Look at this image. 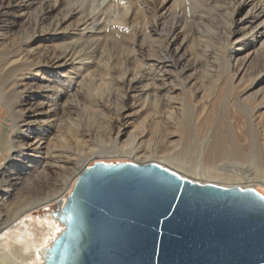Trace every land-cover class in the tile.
<instances>
[{"label":"bare ground","instance_id":"1","mask_svg":"<svg viewBox=\"0 0 264 264\" xmlns=\"http://www.w3.org/2000/svg\"><path fill=\"white\" fill-rule=\"evenodd\" d=\"M85 1L87 12L82 11L81 6L84 4L81 2L79 8L72 7L62 17L51 20L50 15L63 6L65 0H0V29L4 26L13 28V12L21 13L30 6L39 4L38 16L35 15L37 18H34L36 21L33 25L36 30H42L36 33L38 36L30 38V48L48 41L57 34L56 31L62 30L66 34L73 23L66 26L64 24L76 16L72 27L76 32L72 34L73 40L70 38L69 43L66 42L60 49H41L35 54H20L14 50L4 57L3 61L0 59V104L5 105L8 110V117L0 127V153H7L6 166L0 173V224L11 227L0 237V264H40L42 248L56 236L61 226L50 216L45 217L44 224L49 227L50 233L46 232L41 237L45 227L41 228V233H36L20 216L60 197L90 158L122 155L143 163L159 155L150 151L145 154L146 150L140 149L145 142L144 129L138 132L129 130L124 111L128 109L127 103L131 99L134 107L139 103L146 107L150 103L148 105H151V108L147 113L149 118L152 116L151 122H154V126L160 124L161 115H165V121L172 123L174 129L179 132V138L175 142L177 151L173 154L163 153L161 156V161L168 163L170 168L173 167L175 171L183 169L191 173V176L194 175V179L202 178L221 185L224 183V186L249 183L264 187V144L260 153L253 143L250 146L248 144V147L245 140L241 142L242 137H236L239 134L231 137L225 133L227 130L224 127L217 129L214 120L208 121L207 130L200 138L195 136L196 156L194 165H190L192 160L188 158L190 148L186 139L190 133L186 134L189 128L183 110L189 101L188 96H192L196 86L194 75L199 68L203 69L202 75L209 78L213 77L214 60L222 61L228 74L234 66L240 68L238 58L236 59L237 46L231 47L239 40L252 44V41L263 35V30L260 29L264 26V18H260L264 16V0ZM168 2L170 4L166 7ZM134 9L140 13L134 33L130 34L136 48L133 42L126 46L129 54L135 53V57L131 56L134 58V66L132 65L133 68L129 71H123L122 67L118 68V64L113 62L114 68L109 67L104 60V53H100L98 58L94 45L95 37L105 34L111 38H120L118 31H125L124 34L128 35V19ZM216 17L221 20L217 21ZM257 32L260 33L258 36ZM193 35L198 43V53L195 57L186 50L187 42ZM103 51L102 49L101 52ZM96 64L101 66L98 74L94 69ZM109 65L112 66L111 63ZM68 66L72 73L63 74V69ZM8 67H13V71L18 75L19 83L16 82L17 85L8 89L13 95L5 89L3 78L1 79L2 70ZM43 74L44 78L39 77L42 84L34 87L35 83L31 82V77L28 76ZM47 76H52V79L49 80ZM93 76L102 83L101 86L106 82L113 85L118 97L113 108L103 102L101 104L100 101L95 105L93 96L96 89L94 94L89 93L85 98L81 104L84 112L92 115L98 113L104 118L105 112L112 111L113 117L107 134L93 138L91 145L83 146L88 139L77 130L71 131L77 124L70 117L69 111L72 103L79 105V100L76 95L73 96L74 93L71 95V87L63 89V85L71 84V79L78 77L81 83L86 80L90 83L89 78L94 79ZM95 81L97 83V80ZM110 85L107 87L110 88ZM228 86H232L231 81ZM137 88L138 92L134 94ZM177 89L184 95L181 108L176 109V106L170 105V108H165L164 113L160 114V108L164 106L161 100L172 101L175 98L172 92ZM242 94L243 92L235 95V107L236 104H241L245 109L246 105L240 99ZM12 96L15 99H12ZM250 116L248 118H251ZM165 121L163 122L167 124ZM64 123L67 124L68 133L61 129ZM142 127L138 126L139 129ZM71 146L74 150H71ZM22 178H26L28 183L31 181L33 185H30L29 189L20 186L17 189L20 190V201L13 203L10 200L12 192Z\"/></svg>","mask_w":264,"mask_h":264},{"label":"water","instance_id":"2","mask_svg":"<svg viewBox=\"0 0 264 264\" xmlns=\"http://www.w3.org/2000/svg\"><path fill=\"white\" fill-rule=\"evenodd\" d=\"M40 264H264V193L154 161L96 160L51 206Z\"/></svg>","mask_w":264,"mask_h":264},{"label":"rangeland","instance_id":"3","mask_svg":"<svg viewBox=\"0 0 264 264\" xmlns=\"http://www.w3.org/2000/svg\"><path fill=\"white\" fill-rule=\"evenodd\" d=\"M65 2L66 3L63 6H61L56 12L50 15L51 20L52 19L55 20L56 18L62 17L68 11V9L72 7L74 8L78 6L77 8H79L81 6L80 5L81 2L82 4H84L81 6L83 8L82 11L84 12L88 11L87 9H86L87 11H85V8L87 7V3L85 5V2H86L85 0H65ZM169 4L170 2H168L166 7H168ZM38 5L39 4L30 6L27 10L21 12L23 14H21L20 12H13L14 15L11 16L12 20L15 21L12 25L13 28L4 26L2 29H0V59L2 61L4 57L10 55L11 52L13 53L14 50L20 54L26 53V52L35 54L36 52L41 51V49L56 51L60 49L61 47H63L66 44V42L68 44L70 40H73V38H71L73 36L72 34L76 32L72 27L76 20V16L73 17L71 20H69L66 24H64V26H66L67 24L73 23L72 26L68 28L66 34L62 30L56 31L57 34L54 35L52 38H50L48 41L43 42L41 45L38 44V45H35V47L30 48L28 45L30 38H33L34 36H38L36 33H40L38 31L42 30V29L36 30V28L33 25L34 21H36V19L34 18H37L38 16V11H39L37 10L39 7ZM134 10L132 11V14H130L129 19H128L129 21L128 30L129 31L126 30V33L127 34L129 33L128 35L124 34L125 31H118L122 38L121 37L119 38L117 36L115 39V37L111 38L108 35L105 36V34H101L95 37L97 41L94 40L95 42L94 45L98 51V58H99L100 53L102 55L104 53V56H103L104 60L107 61L106 63L108 64L107 66L109 67L114 68L115 66L114 64H118L119 66L118 68L122 67L123 71L124 70L129 71L131 68H133L132 65L134 66L133 64L134 58L133 57L131 58V56H134L135 53L132 52L131 54H129L128 52L130 51L127 50V47L130 46L131 43L134 41V40L132 41L131 39L132 36L130 34L134 33L133 30L135 29L136 24L140 18V13L136 9ZM263 18L264 16L261 17L260 20H262ZM216 20L219 21L221 19L219 17H216ZM215 26H218V25H215ZM130 27L131 28L133 27V28L131 29ZM260 30H263L262 32L263 35L260 36L258 39L252 41V44H245L244 42H242V40L235 41L233 43L234 45L231 48L237 46L236 59L238 58L240 68L239 67L237 68L236 66H234L232 68L233 70L231 71V73L228 74L224 64H222V61L218 60L216 62V60H214V65H213L214 71L212 72L213 73L212 78L203 76L202 68H199L197 73H195L194 80L197 81L196 86L194 87V91H192V96H188L189 101L186 103L185 107L183 108L184 119L187 121L188 128H189V131L186 134L190 133L187 136L185 134L186 139L189 141L188 144L190 148V153L188 155V158L192 160L190 165H194L195 156H196L195 136L197 135V137L200 138L201 135L204 134V132L207 130V124L209 120L215 121V123L217 124V129L224 127L227 130V131L225 130L226 131L225 133L231 137L232 136L235 137V135L239 134L236 137H240V138L242 137L243 141L241 139V142L246 141V144L244 143L246 146H248V144L250 146V144L253 143L256 146V149L258 148L257 151L261 153L263 144H264L263 143L264 142V60H262L264 59V26ZM259 34L260 33L257 32L256 36H258ZM193 36L190 37L191 42L190 40L189 42H187L186 50L187 52L190 53V55L195 57L197 56V53H198L197 52L198 43L195 41V36L194 37ZM123 37L124 38L126 37L127 39L125 40ZM106 38L108 41L106 40ZM213 40H216V39L213 38ZM104 45H106L107 48H105ZM133 46L136 48V43H134ZM102 49L104 50L103 52H101ZM108 59L110 60L108 61ZM108 62L111 63L112 66H110ZM96 66L97 64L94 65V69H96L95 73L98 74V72H100L101 66L100 67L99 66L96 67ZM12 68L13 67L5 68L4 71L2 70L1 72L2 73L1 79L3 78L2 84L5 85V89L7 90L10 87L15 86L17 85V83H19L18 75L15 74L16 71H13ZM71 71H72L71 68L68 66L65 69H63L62 73L63 74L66 73L67 75L69 73L70 75L72 73ZM28 77H31L30 80L31 82L35 83L34 87H36L42 84L39 82V77L44 78L45 74L40 75V76L38 75V76H28ZM93 77L95 78L94 79L89 78L90 83L88 82L89 80H86L84 83H81L79 81L80 78L78 77V78L71 79L70 81L71 84L63 85V89L66 88L67 86L71 87L72 88L71 95L74 93L73 96L76 95L75 97L77 98V100H79L78 101L79 105L77 103L75 106L74 105L75 103H72L73 108L71 107L69 111H70V117L74 119V123L77 124L75 125V128L74 127L71 128V131L73 132L77 130L79 131V133L84 134V136H86L88 139V142H86L85 144H82L83 146L91 145L92 144L91 141H93V138L103 137L105 133L107 134L110 131V128L112 125V117H113V114L111 113L112 111L105 112L104 118H101L102 115L98 113H95V115H92L86 111L84 112V110H82L83 105L81 104L84 103L85 98L88 97L89 93L94 94V90L96 89L95 95L93 96L95 105L98 104L100 101V103L103 102L104 104L106 105L108 104L109 107L113 108V106L115 105L117 101V97H118L117 96L118 93L116 92V89L113 85L111 86L110 83L107 84L106 82L104 84L105 86L104 85L101 86L102 83L98 82L99 80L97 79V77L96 76H93ZM47 78L50 80L52 79V76H47ZM92 79L94 80V82ZM95 80H97V83ZM230 81L232 83L231 87L228 86ZM25 82L27 81L25 80ZM92 82L96 84L94 85L92 84ZM99 83L100 85H98ZM106 84L108 86L110 85V88L107 87ZM200 85L201 86L203 85V87H200ZM8 91L13 95L12 91L10 90ZM137 92H138V88L135 90L134 94H137ZM241 92H243V94L241 95L240 99L243 102V104L246 105L245 109L241 106V104L239 105L236 104L237 106L235 107V95ZM172 94L175 97L174 99H172V101L170 100L169 102H167L164 99L161 100L164 102L163 104L164 106H161L164 108V110L163 108H160L161 110L160 114L164 113L165 108L166 110L170 108V105L172 107L176 106L175 107L176 109L181 108V102H184L183 101L184 95L178 89L173 91ZM11 98L15 99L14 96H12ZM100 99L103 101H101ZM131 100L128 101L127 103V105H129L128 109L124 111L125 112L124 115L125 116L127 115L125 118L127 120L129 130H135V132H138L144 129L143 132L145 131L144 133L146 134L143 139L145 140V142L141 145L140 149L143 151L146 150V152H144L145 154H148L147 151L155 152V154H159V155H155L150 161L157 162L159 164H162L170 168L171 167L170 165L167 166L168 163H165V161H161L162 160L161 156L163 153L173 154L177 151L178 147H176L175 142L179 138V132L176 131V129H174L172 123L165 121L166 120L165 115L164 117H162L161 115V118L163 119L160 118V124H158L157 126H154V122L153 123L151 122L152 116L149 118L150 115H148L147 113L148 110H150L151 108V105L150 107L148 105L150 103H148L146 107L142 106L143 104L140 105V103L137 105L135 104V107H134V103ZM132 103L133 105H130ZM99 108L100 107H98L97 109ZM94 111L96 110L94 109ZM178 113L183 114L182 112H178ZM146 115H148L147 116L148 119L146 118ZM249 116L251 118H248ZM7 117H8V110L6 106L3 104H0V127L2 126V124L5 121V118ZM247 118L250 119L251 121L248 120ZM252 119H253V123H252ZM163 121L168 122V123L166 124ZM141 123L144 127H142V125L140 126ZM218 124H221V125L218 126ZM66 125L67 124L64 123L61 129L65 131V133H68V130L66 129ZM138 126L140 128L142 127V129H139ZM166 126L167 128H165ZM67 128L69 127L67 126ZM240 134L241 135L244 134V135L241 136ZM52 138H54V136ZM172 145H174V147H172ZM71 147H72L71 150L72 149L74 150L73 146ZM75 151H72V152H75ZM96 160H104L107 162L131 160V161L137 162L134 158L131 159V157L122 156V155H119V156L116 155V156H110V157L93 156L87 161V165H91ZM6 162H7V153H3V154L0 153V173L3 172L6 166ZM178 170L177 172L181 176L190 178L191 180H196L200 183L209 182L208 180L206 181L205 179L204 181L202 178L194 179V175H192L193 176L192 177L190 175L191 173L188 172L190 176L189 177L187 171L183 169H178ZM180 172H183V173H180ZM185 172L187 175L185 174ZM78 175L79 174L73 177L69 185V188L60 197H58L57 199L53 201H49L41 205L37 209H31L29 213H25L21 215L20 219L26 221L27 225L30 226L31 229L34 230L36 233L38 232L41 233L42 231L41 228L44 226L45 231L41 234V237L46 232L50 233L49 227H46L45 225L46 223L44 222V218L48 216L52 218L51 210L53 211L54 208L51 209V206L53 205L55 206L58 200H60L61 198L65 199L68 196V194L70 193V191L72 190L74 186L75 180ZM201 180L203 181L201 182ZM30 182L31 181H29L28 183L26 178H22L21 181H19V185L12 192V195H11L12 197L10 198L11 202L14 203L16 200H18V196H19L18 193L20 190L18 191L17 189L20 186H23V189H27L26 187H28V189L31 188L30 185H33V183L31 184ZM222 185H224V183H222ZM233 186L254 187L264 193V187L259 186V185H250L249 183L247 184L241 183L238 185L235 184ZM18 201H20V199ZM9 226L10 225H7V224H0V237L10 230L11 227Z\"/></svg>","mask_w":264,"mask_h":264}]
</instances>
